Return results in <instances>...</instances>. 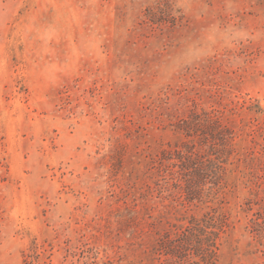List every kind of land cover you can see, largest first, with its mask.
<instances>
[{
    "label": "rangeland",
    "instance_id": "obj_1",
    "mask_svg": "<svg viewBox=\"0 0 264 264\" xmlns=\"http://www.w3.org/2000/svg\"><path fill=\"white\" fill-rule=\"evenodd\" d=\"M194 103L264 161V0H0V264H207L124 192ZM227 190L214 264H264V183Z\"/></svg>",
    "mask_w": 264,
    "mask_h": 264
},
{
    "label": "trees",
    "instance_id": "obj_2",
    "mask_svg": "<svg viewBox=\"0 0 264 264\" xmlns=\"http://www.w3.org/2000/svg\"><path fill=\"white\" fill-rule=\"evenodd\" d=\"M171 116L176 117L165 128L175 140L156 153L140 154L142 169L131 172L124 187L133 205L126 203V207L138 219L136 201L143 202L144 213L153 218L151 224L163 225L151 250L158 258L174 263L194 255L214 264L229 227L220 206L229 192L226 189L236 191L241 183L260 186L264 161L243 137L235 141L239 131L223 108L199 109L194 103L187 113ZM154 197L158 213L153 216V206L151 210L147 206Z\"/></svg>",
    "mask_w": 264,
    "mask_h": 264
}]
</instances>
